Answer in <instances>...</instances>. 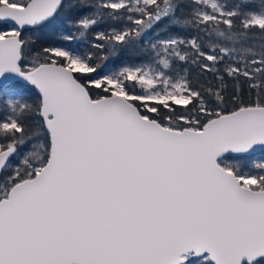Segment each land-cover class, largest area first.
I'll list each match as a JSON object with an SVG mask.
<instances>
[{
    "label": "snow or ice",
    "instance_id": "snow-or-ice-1",
    "mask_svg": "<svg viewBox=\"0 0 264 264\" xmlns=\"http://www.w3.org/2000/svg\"><path fill=\"white\" fill-rule=\"evenodd\" d=\"M255 3L0 0V264H264Z\"/></svg>",
    "mask_w": 264,
    "mask_h": 264
},
{
    "label": "trees",
    "instance_id": "trees-1",
    "mask_svg": "<svg viewBox=\"0 0 264 264\" xmlns=\"http://www.w3.org/2000/svg\"><path fill=\"white\" fill-rule=\"evenodd\" d=\"M67 2H69V0H66V4ZM259 3L260 0H256V3L253 5V7L259 5ZM71 18H74L73 13H70L66 6L65 9L61 12L60 16L56 18L55 22L50 25H47L42 29L32 30L30 33H26V35L31 34L37 38L38 43L35 45V47H40L41 45L47 44L60 43V35L69 31L67 21ZM28 59H30V56L26 53V64L28 62ZM117 63L119 62L117 61ZM208 78L210 79V77ZM228 92L230 94L231 88H229ZM28 96L31 100L36 99V97L30 93L28 94Z\"/></svg>",
    "mask_w": 264,
    "mask_h": 264
}]
</instances>
